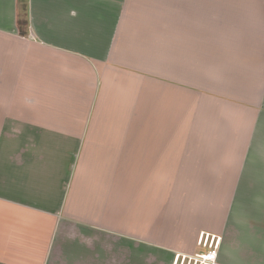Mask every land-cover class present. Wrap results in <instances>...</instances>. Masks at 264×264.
Returning <instances> with one entry per match:
<instances>
[{
  "label": "crops",
  "instance_id": "0c3cea01",
  "mask_svg": "<svg viewBox=\"0 0 264 264\" xmlns=\"http://www.w3.org/2000/svg\"><path fill=\"white\" fill-rule=\"evenodd\" d=\"M264 264V0H0V264Z\"/></svg>",
  "mask_w": 264,
  "mask_h": 264
},
{
  "label": "built area",
  "instance_id": "2783aa9c",
  "mask_svg": "<svg viewBox=\"0 0 264 264\" xmlns=\"http://www.w3.org/2000/svg\"><path fill=\"white\" fill-rule=\"evenodd\" d=\"M207 240H208V236H205L204 240H203V237L201 236L199 239V243L203 242V244L206 245ZM218 244H219V238L214 240V237H211L208 240V244H207L209 247V250L204 254H197L194 257L187 258V260H189L187 264H214V261L216 259ZM184 259L185 258H183V261L180 262V264L184 263ZM177 262H178V257L175 260V264H177Z\"/></svg>",
  "mask_w": 264,
  "mask_h": 264
}]
</instances>
